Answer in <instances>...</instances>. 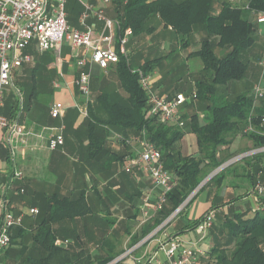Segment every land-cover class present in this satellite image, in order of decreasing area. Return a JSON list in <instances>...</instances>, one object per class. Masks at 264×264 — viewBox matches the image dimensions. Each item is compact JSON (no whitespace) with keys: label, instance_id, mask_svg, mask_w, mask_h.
<instances>
[{"label":"trees","instance_id":"trees-1","mask_svg":"<svg viewBox=\"0 0 264 264\" xmlns=\"http://www.w3.org/2000/svg\"><path fill=\"white\" fill-rule=\"evenodd\" d=\"M68 2L67 9L70 14L68 18L72 22L84 7L78 0ZM112 2L114 18L121 22V29L131 27L134 36L156 30L154 25H149L154 16H159L164 27L176 32L183 46L190 44L194 34L204 33L200 48L191 52L201 57L203 68L196 78L194 77L190 102L196 100L199 109L208 111L202 116L197 112L190 115L179 112V118L185 122L183 126L164 123L157 117L148 116L147 94L141 87L138 69L151 73L160 58L146 60L139 68H134L130 54L125 56L119 48V61L111 64L110 68L117 75L120 88L126 96L111 99L110 95L103 91L94 102L89 99L88 116L82 123L89 140V157H99L109 151L107 147L112 130L125 131L127 134L139 133L161 150L165 167L177 180L168 193L166 203L142 222L143 217L139 219L140 211L134 203V198L142 197V193H136L132 198L129 196V201L133 200L131 211L126 212L122 227L117 224L116 217H105L103 221L106 229L97 233L99 230L97 223L101 222L94 216L98 212L91 204L89 188L86 185L75 186L66 194L53 193L44 201L38 202L27 192L25 180L11 182L12 175L3 174L6 185L8 183L12 185L14 192L22 197V205L28 204L29 208L22 210L21 205V208H18L9 199L8 210L15 214L21 212L26 214L22 225L11 229V245L3 255H0V264H110L125 251L124 247L120 248L124 239L128 238L126 246L130 247L143 241L158 227H161L158 233L163 231L176 219L181 218L197 194L213 183H216L215 189L219 188L226 177L227 169L236 166L240 161H246L249 166L262 161L264 151L247 155L222 168L206 183L203 182L206 176L208 178L210 173H214L235 157L228 153V149L238 135L251 140L253 148L264 146V96L257 101L252 112L256 101L254 92H239L231 98L227 94L228 89L236 82L247 80L251 85L253 78H257V82L260 77L258 74L261 69L254 60L257 54L259 60L262 58L264 37L259 34L256 16L264 13V0H246L242 3L220 0L218 12H214L216 0H112ZM29 51L33 54V66L29 63L23 65V71L18 73L14 80V92H10L6 97L4 113L10 119L16 117L20 119L24 113L26 119L27 113H37L36 104L38 107L41 104L49 108L48 103L41 101L40 98L43 95L49 97L53 95V88L48 89V81L41 72L43 67L48 68L55 55L50 51L40 53L33 47H30ZM43 87H46V90H43ZM16 88L23 93V106ZM251 112L256 131L247 132L245 129ZM189 131L196 135L198 150L193 154H184L180 148V141ZM122 137L116 139L126 145V139ZM111 152L113 153L109 154V157L115 163L125 155L119 151ZM0 157L11 165L9 148L5 144H0ZM255 158L258 161L254 160ZM245 169H249L247 165ZM248 172L252 174L254 190L258 180L264 183L260 174L254 176L252 171ZM200 184L203 185L188 204L164 225ZM0 188L4 187L1 185ZM93 190L94 195H102L97 187ZM213 190L211 188V191ZM260 202L262 207L250 209L252 213L248 210L217 212L214 224L208 231L213 244L201 254L200 264H264V197L260 198ZM34 205L38 206L39 212L29 214L27 211L31 207H36ZM215 208L217 207L208 209L206 213ZM1 213L3 211L0 215ZM202 217L184 224L178 223L177 230L183 233L197 228ZM138 223L140 227L135 229ZM79 226L80 228L83 226L84 229H80ZM65 240H68V243H61ZM93 243L97 244L96 251L92 249ZM120 262L121 260H118L114 264Z\"/></svg>","mask_w":264,"mask_h":264},{"label":"crops","instance_id":"crops-1","mask_svg":"<svg viewBox=\"0 0 264 264\" xmlns=\"http://www.w3.org/2000/svg\"><path fill=\"white\" fill-rule=\"evenodd\" d=\"M85 1L95 4L100 0ZM234 2L242 3L237 1ZM101 3L103 5V2ZM219 4L220 0L216 2V5ZM216 5L214 4V6ZM104 9L105 13L108 16L112 18L115 17L113 2H111L109 5H105ZM219 9L220 8L218 6L216 8L217 12L219 11ZM83 10L84 8H82V11ZM67 11L69 10L67 9ZM82 11L78 14V16H76V19H72V22H70L68 18L70 25L78 29H86L88 26H91L94 28L95 36H97V34L101 31L103 27V22L96 20L94 17H90L85 24H82L79 20ZM68 16H70L69 12ZM149 25H154L155 27L163 26V24L160 23L159 16L152 17L149 21ZM168 30L172 31L173 29L168 28ZM258 30L260 36L262 35V37H264V23L258 24ZM119 32L120 31L117 28L115 33V41L118 46V49L120 48L118 44ZM135 39L136 36H130L129 42L127 44L130 56H135L136 53L135 48L137 44ZM31 47L36 50L34 46ZM76 52L77 51L72 50L68 42L64 43L61 53L63 58L61 66L63 76H61L59 73V67L57 68V57H55L53 61L49 62L50 64L48 65V68L43 67V71L48 70V73L50 75H46L43 71L41 72V75L48 81V89L53 88L52 96L54 98H52L51 96L48 99H45L46 101H44L43 95L41 97V101L48 103L49 108L48 106L44 107L41 104L38 107V104H36L35 107L38 110L37 113H27L26 119L24 118L25 113L23 114V116L20 117V119L19 117H16L20 120L22 124L28 127H56L64 123L66 125V128L64 130V145L56 150H50L45 147L46 142H43V146H39L35 150L28 149L26 155H23L21 153V147L23 146L24 142L20 139L18 141L19 150L17 155V167L18 169L22 170L25 174L24 180L27 192L31 197H33V199L38 202L44 201L46 197L52 195L53 193L66 194L75 186L83 187L84 185H86L89 188L91 204L93 205L94 210L98 212V214L94 216L96 219L99 220L98 222H101V225L97 223V228H99V230H97V233H100V231L106 229L105 223L103 221L105 217H116L118 219L117 224L122 227V222L123 220H125L127 215L126 212L131 211V202L133 200L131 199L129 201L128 197L130 196L132 198V195H136V193H142V197H133L134 203L136 204V208L140 211L138 215L139 219L141 220V218L143 217V211L146 209L149 211L150 214H152V206L154 203V195L156 193V190H153L152 180L149 174H147L146 170L143 169V167H136L131 173H126L121 170L122 165L125 161V157L129 154L131 155L137 153L143 147V137L139 133L131 132L129 135H125L126 138H124L126 139V145L118 142L117 139L115 140V138H113L115 136L112 134L108 140L109 147H107V150L109 151L105 152V154H101L99 157H89V140L87 138L86 128L82 126V123L85 118L79 114L78 109L75 107V105L82 98L79 88L74 83V79L77 77L78 74L75 62L77 54ZM78 55L87 56L84 48L78 49ZM32 60L34 61V59ZM31 62H29V64ZM111 66L112 65H110L109 68ZM140 66L141 65H139L138 68ZM87 68L91 72L90 91L92 85L94 84V80H97V82H99L100 84V87L104 88L105 83L109 82L113 77L114 81H116V84L114 87H112V93L114 94L111 95L112 98L116 99L119 96H126V93H124V91L120 88L119 83L115 79L116 74L111 70L112 68L103 69L97 64L92 63L89 59ZM22 71V68L16 70L14 80L16 78V75ZM160 71V67L158 66V64H156L153 69L154 88L156 90H158L160 93L168 95H174L177 92H183L181 90H177L176 92L164 91L163 86L160 83L162 79L158 77ZM55 81H59L60 86L56 87ZM194 81L195 80L193 79V83ZM42 89L46 90V87H43ZM106 91L110 90L107 89ZM54 100H59L63 102L66 106L62 119L53 118L49 113L50 105ZM115 134L116 138H123L122 136L117 134V132ZM187 134L194 133L190 131L186 133L184 138L180 141V148L184 154L196 153L198 150L197 138L196 148H194L195 150L192 152L190 147L191 143L186 137ZM2 140L3 132L1 131L0 144L4 145ZM30 141L36 142L35 139H31ZM38 142L41 143L40 140ZM110 148L112 151H119L121 154L124 153V157L116 163L113 162V160H111V158L109 157V154L113 153L111 152ZM252 148L253 144L251 140L242 135H238L229 145L228 153H232L233 156H236L240 153L249 151ZM60 150L69 153V158H66L62 154H59ZM254 160L258 161L256 158ZM9 165L10 163L6 162L5 159L0 157V167H8ZM246 165L247 168H249L248 170L250 172L252 171L254 176H258V174H260L264 179V157L262 158L261 162H254L250 166L247 164L246 161L241 165L237 164L233 169L235 171L234 177H237L236 179L229 180L225 177L219 188H216L213 191L203 190L201 194H197L196 197H194L193 199L191 198L192 200L189 203L188 207L185 209V213L181 216V218L177 219V222L175 221L174 223L163 229V231L158 233L155 238H151L149 241H146L144 243L138 242L135 245L130 246L135 247L133 252L130 254H127V251L130 247L120 246V248L124 247L125 251L121 253V258L119 256L118 259H116L110 264H114L117 260H121V262L124 261V264H150L148 263V260L152 257L153 253L157 251L159 245H161V243L163 242H167L169 240L171 241L173 239L180 240L185 246L195 248L199 250L202 254L205 253L207 249H209L213 244L212 237L209 234L207 236H204L197 228H195L192 229L194 230V232L196 231L195 235L190 236V238L186 242L183 240L182 234L192 230H187L186 232L180 233L177 230V225L178 223L184 224L189 222L190 220L199 219L204 215V213H206L208 209L213 207H217L214 209L216 212H244L247 210L250 211V209L254 210L255 208H257L258 202L254 193L253 177L251 176L252 174H250L248 170L245 169ZM53 180H55V183H52ZM6 183L7 182L4 178V175L0 174V186L5 185V197L8 199V201L9 199H11L15 206L21 208L23 204L22 197L20 195L18 196L14 192L12 185H9V183L8 185H6ZM95 187H97L98 190L101 191V196L99 194L94 195L93 188ZM237 189L239 190L238 194ZM149 191H151V196L148 202H146V194ZM103 193L106 194L103 195ZM229 201L231 202L227 203ZM187 204L188 203H186V205ZM186 205H184V207ZM139 223L141 222L139 221ZM139 223L138 225H136L135 229H138L140 227ZM80 229H84L83 226H81ZM167 236L170 237L168 238ZM126 242H128V238L124 240V243ZM96 245V243L91 244V246L93 247L92 249L94 251H96ZM157 255L159 257H164L162 251H159Z\"/></svg>","mask_w":264,"mask_h":264},{"label":"built area","instance_id":"built-area-1","mask_svg":"<svg viewBox=\"0 0 264 264\" xmlns=\"http://www.w3.org/2000/svg\"><path fill=\"white\" fill-rule=\"evenodd\" d=\"M69 0H0V132H3V143L9 148L11 165L0 167V174L12 175L11 182L14 180H24L25 174L17 167L18 141L21 139L24 143L21 147V153L26 155L27 150H35L39 146H43L50 150H56L65 143L64 130L66 125L62 123L60 126H26L20 122L18 118L10 119L4 113L5 106V87L14 84L15 72L21 69L24 64L32 61V53L29 48L34 46L36 50L43 53L52 52L58 59L57 68L59 73L62 72V48L65 42H68L73 51L76 53V67L78 70L74 83L79 88L81 100L75 105L82 117L88 116V102L90 99L91 72L87 68L88 59L103 69H107L111 64L119 61L118 46L115 41L116 29H119V41L121 51L128 56L129 49L127 44L130 36L133 35L131 27L121 29V22L108 16L105 13V5H109L112 0H100L97 3H89L85 0H78L84 7L80 15V22L85 24L90 17L103 22L101 31L95 36L94 28L88 26L86 29L74 28L68 21L67 5ZM237 2H245L246 0H233ZM103 2V5L102 3ZM248 7V6H247ZM258 23H264V13L256 16ZM84 48L87 56L78 55V49ZM261 68L260 78L253 85V91L256 101L253 109L259 99L264 96V49L262 58L259 61ZM138 76L141 87L147 94L148 110L147 115L157 117L160 121L168 124H178L183 126L184 120L179 117V109L189 102L190 96L184 92H178L170 97L168 94L160 93L154 88L153 72L146 73L142 69H138ZM55 86H60L59 81H55ZM20 103L22 105L23 93L18 89ZM65 104L59 100H54L49 109L51 117L62 119L65 111ZM252 112L249 115V122L245 131H256L252 123ZM35 139L36 142L30 141ZM41 141L39 143L38 141ZM264 151L263 147L253 148L244 153L238 154L221 167L216 169V173L227 165L241 160L247 155H252ZM136 167H143L149 174L154 195L153 212L161 209L168 199V193L173 189L177 180L174 174L168 170L162 159L161 150L151 141L143 138V147L135 154H129L125 157V161L121 170L127 173L133 172ZM214 171V173H215ZM214 175V174H213ZM211 177V175L209 176ZM4 187V185L2 186ZM22 191L24 189L22 188ZM255 197L258 207L261 208L260 198L264 197V183L258 180L255 185ZM194 191L189 198L166 220L164 225L176 216L178 212L188 203L196 194ZM151 196V191L146 194V202ZM8 199L5 197L4 188H0V251L6 249L11 244V229L15 226L22 225L25 212L15 214L8 210ZM29 214L39 212L37 207H31ZM153 214V213H152ZM152 214L146 209L143 211L142 222H145ZM215 211L211 210L204 214L199 222L197 229L204 235H208V231L214 224ZM161 227L153 230L140 243L154 237ZM68 243V240L61 241ZM135 247H130L127 254L133 252ZM162 251L164 257L157 254ZM201 252L195 248L185 246L180 240L173 239L161 243L157 251L148 260L150 264H200Z\"/></svg>","mask_w":264,"mask_h":264},{"label":"rangeland","instance_id":"rangeland-1","mask_svg":"<svg viewBox=\"0 0 264 264\" xmlns=\"http://www.w3.org/2000/svg\"><path fill=\"white\" fill-rule=\"evenodd\" d=\"M218 1L219 0H216V2H218ZM216 2H215V5H216ZM218 6H220V4L214 6V12H217L216 8ZM160 23H162L161 19H160ZM194 35L195 36H193L191 38L192 42L189 45L183 46L181 43V40H180L179 36L176 34V32H174L173 30L172 31L168 30V28H166L164 26L156 27V30L152 33H147V34H142V35L136 36V39H135L136 44H137V46L135 48L136 53H135V56L134 55L130 56V59L132 61L134 68H138V66L141 65L146 59L159 58L160 57V59L157 60V64L161 70L158 74V77L162 79L160 83L163 86L164 91H169V92H176L177 90L183 91L186 95L190 96L191 98L189 100V103L184 104L179 109V111L182 113H187L188 115L192 114L193 112H197L200 114V116H202L204 114V112H206L208 110L204 111L203 109H199L198 108V102L196 100L193 103L190 102L192 99L191 93L193 92V89H194L193 79H194V77L196 78V75L199 74L203 68V63H202L201 57L198 55H191V51H194V50H197L200 48L201 40H202L204 33L194 34ZM181 46H183V47H181ZM56 60L58 62V59H56ZM259 61H260L259 55L257 54L255 56L254 63L256 65H259ZM33 62H31L29 65L33 66V64H32ZM43 72H45L46 75H50L48 73V70H45ZM260 74H261V70H259L258 75L260 76ZM117 78L118 77L116 75L115 79L120 84V82ZM256 80H257V78H255V79L253 78L251 85H250V83H248L247 80H241V81L236 82L237 84L235 83V84L231 85V87L228 89V93H227L229 95V98H231V97L235 96L236 94H238L239 92H243V91L253 93L254 91H253V89H251V86L253 87ZM115 84H116V81H114V78L112 77V79L109 82L105 83L104 88H101L99 82H97V80L96 81L94 80V84L92 85V88L90 91V96H89L90 99L92 100V102L97 100V96L102 91L107 92L110 95L111 99H113L111 96V95H114L112 93L113 92L112 87H114ZM14 88H15L14 84H11V85H8L5 87L6 97L9 95L10 92L11 93L14 92ZM107 89L110 90L111 92L106 91ZM23 98L24 97L22 96V99ZM48 98H49L48 95H44L43 99H44V101H46L45 99H48ZM52 98H54V97L52 96ZM115 133L116 132H114V131L112 132V134L115 136L113 138H115V140H116V134ZM127 133L128 132H125V131L117 132V134L122 135L125 138L127 135H129ZM186 137L188 138V141L191 143L190 147H191V151L193 152L195 150L194 148H196V136H195V134H187ZM194 144H195V146H194ZM59 154H62L66 158L67 157L69 158V153H67L65 151L60 150ZM242 163H244V162H242V161L238 162V164H240V165ZM234 166H232L231 168L226 170V172H225L226 179L234 180L237 178V177L236 178L234 177V174H235V171L233 170ZM59 178H63V177H59ZM205 179H207V176H206V178H204V180ZM207 181L208 180H206V182ZM52 183H55V180H53ZM202 185L200 184V186L196 189L197 192ZM215 185H216V183H213L208 188H206L205 190L209 191V190H211V188L215 189ZM201 193H202V191L199 194H201ZM238 193H239V190L237 189V194ZM34 206H36V205H34ZM36 207H38V206H36ZM26 208H29L28 204L22 205L21 209L25 210ZM249 213H252L251 210L249 211ZM215 217H217V212L215 213ZM176 222H177V219H176ZM195 233H196V231L194 232V230L189 231L187 233L182 234V238L184 241L187 242L188 239L190 238V236H194ZM127 244H128V242L124 243V241H123V244L121 246H126ZM10 245H9V247H10ZM6 249L1 250L0 255H3L5 253ZM120 258H121V256H120ZM118 264H124V261H122Z\"/></svg>","mask_w":264,"mask_h":264},{"label":"water","instance_id":"water-1","mask_svg":"<svg viewBox=\"0 0 264 264\" xmlns=\"http://www.w3.org/2000/svg\"><path fill=\"white\" fill-rule=\"evenodd\" d=\"M215 173H216V171H215ZM215 173H211V177L213 176V174H215ZM211 177H209V178H207L206 180H209ZM206 180L205 181H203L204 183L206 182ZM203 183V184H204Z\"/></svg>","mask_w":264,"mask_h":264}]
</instances>
